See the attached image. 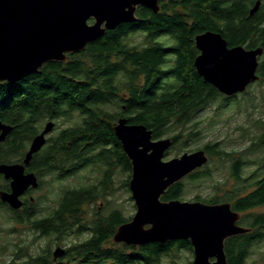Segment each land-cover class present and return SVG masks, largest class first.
<instances>
[{"label":"trees","instance_id":"trees-1","mask_svg":"<svg viewBox=\"0 0 264 264\" xmlns=\"http://www.w3.org/2000/svg\"><path fill=\"white\" fill-rule=\"evenodd\" d=\"M256 1L159 0L158 12L139 6L136 21L108 30L85 49L69 53L66 60L49 61L19 81L0 82V120L13 126L6 140L0 142V163L22 161L34 135L45 121L53 119L69 125L50 136L31 160L28 169L39 177L37 189L49 175L64 179L90 165L100 167L102 173L96 185L65 189L57 207L47 215L40 216L37 202L31 199L25 198L18 210L0 199V211L10 214V219L28 223L43 236L55 235L58 244L89 232L87 238L67 245L58 259L46 247L36 255L16 251L1 264H162L168 255L193 251L191 242L183 239L141 246L116 243L113 237L117 228L131 216L127 218L116 208L107 214L95 210L88 220L85 206L106 195L115 182L111 174L118 168H122L120 173H128L129 182L131 162L114 130L119 116H126L132 124L147 125L153 129L154 138L169 136L177 128L172 135L176 144L182 129H188L200 112L223 96L195 68L197 34L213 30L221 32L230 46L264 47V0L257 12H249ZM138 33L144 36L141 45L130 41ZM163 36L170 43L159 40ZM258 72L259 80H264V60ZM228 101L221 103L227 105ZM255 126L261 129L256 141L239 156L226 154L232 157L230 176L235 183L222 194L202 199L209 204L230 202L242 213L239 224L252 228L226 239L229 264H250L254 249L264 243V211H253L264 207V118L257 119ZM193 134L198 133L187 131L188 137ZM219 144L209 142L203 149L209 157L224 154L214 149ZM257 150L262 155L249 168L245 154ZM206 166L188 178H209L211 170ZM185 179L172 184L162 199H182ZM0 190H10L9 181L1 174ZM259 252L256 264L264 262V248Z\"/></svg>","mask_w":264,"mask_h":264},{"label":"water","instance_id":"water-1","mask_svg":"<svg viewBox=\"0 0 264 264\" xmlns=\"http://www.w3.org/2000/svg\"><path fill=\"white\" fill-rule=\"evenodd\" d=\"M261 3L256 1L251 15ZM139 6L160 10L159 0H0V82L19 81L49 61L66 60L69 53L85 49L108 30L136 21ZM195 44L199 50L195 68L219 92L227 96L245 92L260 79L257 71L263 46H230L221 32L212 30L197 34ZM54 128L53 120L46 122L32 138L22 161L0 163V174L10 181V190H0V199L12 209H22V196L30 188L39 187L38 175L28 167ZM12 130L11 124L0 120V142ZM114 130L132 161L130 189L137 206L132 219L117 228L114 241L145 245L189 240L194 250L191 264H229L226 239L252 231L239 224L241 212L228 201L209 204L161 199L172 184L209 163L206 150L164 160L173 145L172 137L154 139L153 129L129 124L126 117L118 119ZM64 253L65 248L60 246L53 251L55 259Z\"/></svg>","mask_w":264,"mask_h":264},{"label":"rangeland","instance_id":"rangeland-1","mask_svg":"<svg viewBox=\"0 0 264 264\" xmlns=\"http://www.w3.org/2000/svg\"><path fill=\"white\" fill-rule=\"evenodd\" d=\"M159 40H163L165 44L170 43L165 36ZM130 41L141 45L144 36L142 33H138L133 35ZM262 60H264V54L260 57V61ZM223 98L218 97L219 100L214 101L195 117L193 123L186 127L188 129H182L180 141L171 147L165 157V159H170L181 156L185 152L202 149L207 143L216 141L220 144L214 149L224 152V154L210 156V161L206 166L211 170L209 178L197 181L189 178L185 179L186 188L182 200L193 201L199 197L198 200L202 201L203 198L214 194L219 195L225 190H229L235 180L230 176L232 157L226 154L233 152L236 154L235 156H239L238 153L246 150L256 141L261 132V129L255 126V121L264 118V80L251 84L246 92L234 100H229L227 105H222ZM57 123L58 127L49 134V137L56 134L60 128L69 125V122H61L60 120ZM187 131H195L198 134L188 137ZM176 132L178 130L174 128L167 137L175 135ZM206 152L209 155V152ZM261 155L260 150H257V152L249 151L245 154V159L250 161L249 168L255 166L254 161ZM202 169H205V167L198 170ZM127 176L128 173L123 171L115 175V182L110 184L106 195L98 199L95 204L85 206L88 220L92 218L95 210L98 211V207H101L100 212L104 214L118 208L126 217L133 216L136 212V206L131 197V191L127 188ZM101 177L102 173L95 167H88L78 174L64 179H57L52 175L45 176L42 188L33 191L26 197L32 199L33 203L37 202L40 216L47 215L57 207L65 189L95 184L100 181ZM253 211H264V207H257ZM88 235L89 232H85L80 237L72 236L64 240L63 244H58L53 239L55 235L43 236L31 229L28 223H16L10 219V214L0 211V264L8 261L16 251L36 255L43 248L49 247L53 252L58 246L65 248L71 242L87 238ZM263 248L264 243L260 246V249ZM260 249H254L252 258L249 261L250 264H256V258L261 253L259 252ZM193 259V251L183 250L173 257L166 256L162 264H188ZM262 263L264 262L261 261L260 264Z\"/></svg>","mask_w":264,"mask_h":264},{"label":"flooded vegetation","instance_id":"flooded-vegetation-1","mask_svg":"<svg viewBox=\"0 0 264 264\" xmlns=\"http://www.w3.org/2000/svg\"><path fill=\"white\" fill-rule=\"evenodd\" d=\"M261 4H262V3H261ZM195 46H196V44H195ZM196 48H197V47H196ZM197 50H198V49H197ZM198 51H199V50H198ZM198 54H199V53H198ZM259 60H260V58H259ZM262 61H263V60H262ZM262 61H260V64L262 63ZM260 64H259V67H260ZM258 71H259V68H258ZM258 71H257V72H258ZM258 74H259V72H258ZM259 75H260V74H259ZM260 79H261V77H260ZM258 81H259V80H258ZM256 82H257V81H256ZM254 83H255V82H254ZM251 84H253V83H251ZM251 84H250V85H251ZM250 85H249V86H250ZM249 86H248V87H249ZM248 87H247V88H248ZM246 91H247V90H246ZM246 91H245V92H246ZM243 93H244V92H241V93H238V94H235V95H232V96H227V95H225V94L222 93V94H223L222 97H224L222 100H234V99H236L238 96L242 95ZM216 100H219V99L217 98ZM121 117H126V116H119V117L117 118V120L115 121V124H116V122L118 121V119L121 118ZM126 118H127V117H126ZM49 120H53V119H49ZM49 120H47V121H45V122L43 123L41 129L44 127V125L46 124V122H48ZM53 121H54V120H53ZM54 122H56V123H55V128L58 127V123H57V121H54ZM128 123H129V124H132V123H130L129 121H128ZM115 124H114V126H115ZM55 128H54V129H55ZM41 129H40V131H41ZM40 131H39V132H40ZM39 132H38V133H39ZM51 133H52V132H51ZM35 135H36V134H35ZM153 137H154V136H153ZM163 137H167V136H163ZM163 137H160V138H163ZM171 137H172V136H171ZM48 138H49V135H48ZM154 139H159V138H154ZM172 139H173V138H172ZM173 145H175V144H174V140H173ZM173 145H172V146H173ZM172 146H171V147H172ZM171 147H170V149H171ZM170 149H169V150H170ZM123 150H124V149H123ZM169 150L166 151V154H165V156H164V160H170V159H171V158H170V159H165V157H166V155H167V153H168ZM124 152H125V151H124ZM125 153H126V152H125ZM126 154H127V153H126ZM127 157H128V155H127ZM176 157H179V156H176ZM128 158H129V157H128ZM172 158H174V157H172ZM129 160H130V162H131V172H130V175H131V176H130V178H129V182H128V187H127V188L131 191V189H130V185H129V184H130V181H131V178H132V161H131L130 158H129ZM29 166H30V165H29ZM88 167H95V168H98V167H96V166H92V165L87 166L86 168H88ZM203 167H204V166H203ZM28 168H29V167H28ZM86 168H84V169H86ZM99 168H100V167H99ZM99 168H98V169H99ZM201 168H202V167H201ZM84 169H82V170H84ZM121 169H122V168L120 167V168H118L117 171H115V172H113V174H111V176L113 177V178H112V181L115 180V175L120 174ZM198 169H200V168H198ZM198 169H196L195 171H197ZM28 170H29V169H28ZM82 170H80L79 172H81ZM31 171H32V170H31ZM195 171H193V172H195ZM79 172H78V173H79ZM193 172L189 173V174H188L187 176H185L183 179L188 178ZM78 173H77V174H78ZM72 176H73V175H72ZM181 180H182V179H181ZM181 180H180V181H181ZM8 181H9V180H8ZM9 183H10V181H9ZM96 184H98V183H95V185H96ZM90 185H94V184H90ZM124 185H125V184H124ZM33 190L35 191V190H37V188H36V189L30 188V189H29V190H28V191L22 196V198H23V199L27 198L26 196H27L28 194L32 193ZM166 191H167V190H166ZM163 195H164V194H163ZM103 196H104V195H103ZM103 196H102V197H103ZM131 197H132V192H131ZM132 199H133V197H132ZM161 199H162V196H161ZM133 200H134V199H133ZM162 200H163V199H162ZM181 200H182V199H181ZM196 200H198V199H196ZM24 201H25V200H24ZM163 201H165V200H163ZM134 203H135V200H134ZM94 204H95V203H94ZM91 205H93V204H91ZM135 206H136V203H135ZM100 211H101V207H98V212H99V213H102V212H100ZM136 211H137V206H136ZM122 213H123V212H122ZM135 213H136V212H135ZM135 213H134V214H135ZM134 214H133V216H134ZM133 216H131V219H132ZM129 217H130V216H129ZM129 217H127V218H129ZM131 219H130V220H131ZM130 220H128V221H130ZM128 221H125V222H128ZM125 222H124V223H125ZM122 224H123V223H122ZM113 240H114V239H113ZM114 242H115V241H114ZM116 243H117V242H116ZM121 243H123V242H121ZM125 244H126V243H125ZM136 246H141V245H136ZM192 247H193V246H192ZM193 253H194V250H193ZM190 264H191V263H190Z\"/></svg>","mask_w":264,"mask_h":264},{"label":"bare ground","instance_id":"bare-ground-1","mask_svg":"<svg viewBox=\"0 0 264 264\" xmlns=\"http://www.w3.org/2000/svg\"><path fill=\"white\" fill-rule=\"evenodd\" d=\"M256 12H257V11H256ZM212 31H213V30H212ZM55 123H56V122H55ZM47 142H48V141H47ZM46 144H47V143H46ZM44 147H45V146H44ZM44 147H43V148H44ZM36 154H37V153H36ZM57 259H58V258H57Z\"/></svg>","mask_w":264,"mask_h":264}]
</instances>
